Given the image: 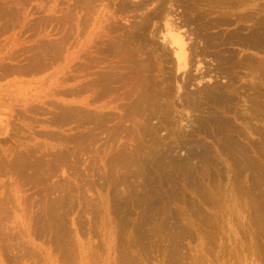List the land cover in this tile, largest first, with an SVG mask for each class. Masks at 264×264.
Listing matches in <instances>:
<instances>
[{
    "label": "rangeland",
    "instance_id": "374dc122",
    "mask_svg": "<svg viewBox=\"0 0 264 264\" xmlns=\"http://www.w3.org/2000/svg\"><path fill=\"white\" fill-rule=\"evenodd\" d=\"M6 1H9V2L12 1L11 3L8 2V4H7L10 6L14 3H18L19 5L17 6L18 7L17 11L19 10L18 11L19 13H18V16L16 17V19L8 20V21L5 19L0 20V196L2 197V199L1 198L0 199L3 200V203L5 202L8 205L7 206V212L2 210L1 207H3V209H5L6 204L5 203L3 204L0 200V205H1L0 210L5 212V213H3L0 211V213H1V215H0V217H1L0 218L1 219L0 220L1 221L0 227L1 226L3 227V230H2V228H0V264H12V263L13 264H36V263L37 264H118L117 261H119V260H115V258L120 256L119 258H117V259H120L124 255L129 254L132 251H134V252L131 253L132 254L131 256L134 255L137 258L140 257L138 259L136 258L137 262L141 259L140 261H142V262L139 261L140 264H177V263L178 264H264V260H261V259H264V237H263L264 236V223H263L264 222V213H263L264 212V207H263L264 206V155H262V154H264V47H263L264 42H263V45L260 44V46L259 45L254 46V44H255L254 43L253 47H250V46H252L250 44V46H249L250 49L248 48V46H246L247 47L246 48V47H242V46L237 45V44H234V45L233 44L232 45L227 44L226 45L227 47L226 46L224 47L227 50H228V48H229V50H233V53H235V54L237 53L236 57L238 59L235 57L236 60H238L237 63L240 62L239 59L243 60L244 57H245V59H247V58L250 59L253 57V60L255 58H257V59H255L254 61L252 59H250V61H253L252 63H255V62L258 63L259 62V64H260V65L256 66L255 68H253L254 66L241 67L239 64L241 69L239 68V66L237 67V64H236V67H234L231 70L224 67L225 63L221 64V65H223V68H225L229 71V73L232 70H236V71H232L234 73L233 74L234 78L231 77V78H233L232 80H234L232 82V83H234L233 86L235 85L236 88L233 91L232 90L233 86H230L229 90L231 89L233 93H231V91H229V93L233 94V95L231 96L230 94H228V95H230L229 99L232 102H233V99H234V101L235 100L237 101V102L235 101L234 103H228V100H227L228 98L227 99L225 98L226 99L225 102L227 103V104H225L224 99L222 98V101L224 103L223 102L221 103V100H220L221 105H219L220 103H218V105H215L216 106L215 107L214 104H212L211 102L209 103V101L208 102L206 101L205 102L207 104V106H206V104L205 105L203 104L204 103L203 98L200 99L201 97L196 96L197 93H195V92H198V94L202 93L203 92L202 90L204 89L203 87H205L203 85H205V84L208 85L211 83L210 85H213V84H217V83L219 84V82H220V85H221L222 82H223V84H225L226 81L229 80V78L226 79V77H230V75L223 77L225 75L221 76L219 71L217 72V70H218L217 66H219V64L216 61H214L216 58L213 60V58L216 56V55H214V54H216V52H215L216 50L211 49L212 52L210 50V53L209 52L208 53L203 52V57L205 55L206 56L204 58L202 56H200V58H199V59H201L200 62H197V61L192 62V65H190L189 71H190V76L192 77L191 74H193V75H195V76H193L195 78L192 79L191 82L189 81L190 83L187 84L186 90L189 94L191 92L194 95L196 94L195 96H193V94L189 95L190 96L189 100L191 99L190 101L193 100V98H191V96H193L194 98L197 97L198 103L200 102L203 105L198 104L196 102L197 103L196 105L198 106V108H196L195 110L184 108V110H181V113H179L180 115L173 113L171 111L172 112V115L170 114L171 118L173 117V121H171V123L172 122L173 123L172 124L170 122L166 123L167 125L164 124V126H162L161 128H160V126H161L160 125L158 130H157L158 135L155 136V139H156V137H158L156 140H158L159 138L160 139L162 138L161 140H163V141L161 142V140L159 139L160 140L159 142L163 143L165 140L164 143H166L167 145L169 143V145H171L172 148L177 147V148L173 149L176 151V152L174 151L173 154H176L178 156L173 155V154L172 155L175 158L181 157V158H179L181 160L182 159L186 160V157H187L186 154L188 155V151H186L187 146H189L194 141H196L195 143L200 142L199 143L200 146H202V147L206 146V147L210 148L211 152L208 153L207 150H209V148L205 150L204 148H206V147H204V148L201 147L202 150H205L207 152V154H209L208 157L211 154V158L214 160L209 158L208 163L207 162L204 163V165H206V166H204L201 163L203 165L202 166L198 162H197L198 164L196 165V161H194V160H197V159H194L193 162H192V160H191V162H189V164L191 166L192 165L194 166V167H191L188 164V166L191 167V168L188 167L190 170L191 169L193 170L197 166L195 172H197L196 175L198 174L197 175L198 177H196L193 174L194 172H192V173L190 172V173L193 174L194 177H196V179L193 177V179L196 180V183L198 181L200 183V185H199L200 187L197 184L195 185L196 187H199V188H195L192 185H190L193 187L192 190H191V188H189L190 186L188 184V180H185V178H183L187 174L181 175L183 173H181V174L179 173L180 179H178V177H177L178 175H176V177H177L176 179L175 178L168 179L169 177L166 176L167 173L165 175L164 174L165 172L159 173V171H157L158 173L156 172L155 174H156V176H160V177L156 178V177H152V175L155 176V174H153L154 171H152L154 169L150 170L149 173L151 172L152 175L150 176L151 173L150 174L148 173V174H149V177H152V180L154 182L153 184L156 185L158 182L161 183L160 185H159V183L157 184L158 189H159V190H157V192L159 191L158 197L165 195L163 198L162 197L159 198V199H162L159 201L161 202V204H164V205L166 204V205H165V207L163 205L164 209H162V211H161V209H159L160 211L158 210L160 215L157 213L156 210H155L156 212L151 211L153 213V215H151L152 213L151 212L149 213L147 211V209H145L148 212V213H146L143 210L144 206L140 207L139 209L137 208V210H136V208L135 209H131V208L126 209V212H128L130 210V212L127 213L128 217L130 216L128 219V217L126 216L125 208L117 209L114 202H113L114 201L113 194H112L113 189L111 186L108 185L107 181L105 180L106 176L104 174V168H103L104 165H103L102 161L96 160L95 164H93V162L91 161V158H90V157H92L90 152H88L90 154H88V153L85 154L86 156L83 155L81 157L82 159L79 158L80 160L78 163H77L78 160L76 159V161H75L74 158H73V160L72 159H70V161L68 160L65 163L66 164L65 166L63 164L60 166L59 163H55L53 160H51L52 155L50 154V152L51 153H52V151L56 152V150L58 148H59L58 150H60V148L61 149L64 148V146L66 144L65 143L66 135L67 134L68 135L74 134V132H76V130H77V124H75L73 122H69V121L66 122V121H60V120L55 121V122H52V121L54 120L53 118L58 114V112L60 113V111L62 110V107L66 106L68 103H72L74 106H77V108H80V106H81V108H86V106H84L81 103H75L74 104L73 102H75V100H77V99L82 100V101L84 99L88 100L90 97L92 99V92L90 90H87V88L90 84V81L97 74L99 75L100 72H104L105 70L108 69V67H106V66L109 62V59L105 58L104 54H102V51L104 50L103 48H105V45H104L106 43L105 40H107V39L109 40L108 35L105 32L106 30L103 31V29H106L108 27V25L111 23V20L109 21V19H111L110 14L111 13L116 14L119 17V19H121L122 17H125L126 19H128V22H126L125 19L120 20V21H121V23L128 25L129 22H132L134 19L139 20L141 17V12H144V9L141 11H138V12H130L129 11L126 13H120V12L117 13V10H115L116 12L113 11L114 8H116L118 6L117 4L120 5V3H122L121 1H123V0H114V1L113 0H103L100 2L97 1L94 4L90 3L89 7L86 6L85 1H82V2H80L81 4H78L79 1L77 2L76 0H23L24 2L22 0H16V1L15 0H6ZM6 1L0 0V5L1 6L4 5L5 3H7ZM3 2H5V3H3ZM83 2H85V3H83ZM123 2H124V4L126 2H127V4L129 3L128 0H124ZM130 2H131V0H130ZM256 3H258L259 7H261V4H262V9L259 8L261 15L258 14V19H260V22L262 20L264 21V18H263L264 17V8H263L264 0H258L255 3L250 1L249 5H247L246 8L238 6L240 9L239 8L236 9L237 6L236 7L234 6L233 8H227L225 6H224L225 7L224 8L222 6L223 9L220 8L222 10H220L219 8H216V7H214V9L213 8L208 9L206 6L201 7V5H200L198 7L199 10L196 9V11L200 12V13L196 14L197 17L199 16L200 21L198 19H196V21H194V22L197 24V22L199 21L198 23H201L199 25L201 27H204L205 21H207L206 22V25H207L209 20H210L209 22H211L212 20H216L218 17L229 15L232 18L231 19V21L233 22L232 24H230L231 23L230 22L229 24H226V25H221L219 27L210 28L211 30L208 29V31L209 32L211 31L212 33L216 32L218 34L221 31L222 33L220 32V35L221 34L225 35V33L227 34L228 31L230 33V31L233 32L234 30L236 31V29H238L239 33H240V31H241V34L243 33L242 35H238L239 37L243 38L244 35L246 36V34H247V36L248 35L249 36L247 37V39L245 37V39L247 41H249L251 38H253V37H251V35L254 34L255 39H256L258 32L254 31L253 29L250 28L253 23H254L253 24V27H254V25L256 23L255 20H254L255 22L254 21H247V23H245L244 21L242 22V21H236L235 20L236 18L242 17V14H244V13H245V15H247V14L249 15V14L253 13L256 9V8H254L255 7L254 4H256ZM7 5H4V7ZM87 5H89V4L87 3ZM22 6H26V7L22 8ZM252 6H253V8H252ZM89 8H91V13H90V10H88ZM203 8H205V10ZM175 9L177 10L176 11L177 13L174 12V14L176 15V18L181 17L182 15L186 16L189 12L191 13V10H190L186 14L185 13L186 10H185L184 11L185 14L184 13L180 14V11L182 12L185 9V7L182 8V6L178 7V5H175ZM253 9H254V11H253ZM257 9H258V7H257ZM209 10L212 13H209ZM228 10H233L232 14H230L231 12L225 13V11H228ZM94 11H95V13H94ZM202 11L203 12L207 11V12L203 13ZM217 12H219V13H217ZM191 14L193 15L195 13L192 12ZM201 14H203V15L200 17ZM234 14H237V15L241 14V15H238V17H236V16H234ZM63 16L66 19H64ZM193 16H195V15H193ZM213 16L214 17L217 16V17L213 18ZM259 16H260V18H259ZM87 18H88V20H86ZM89 18H91V19H89ZM200 18H203V20ZM209 18H211V19H209ZM233 18H235V19H233ZM81 19H83V20H81ZM66 20H68V21H66ZM69 21H70V23H69ZM79 21H80V23L82 22L80 24L81 26L79 25ZM7 24L9 27H11V29H8L9 27L7 26ZM82 24H84V25L82 26ZM192 24H194V23H192ZM127 25H126V27H127ZM197 25L195 27L200 28V26H197ZM240 25L242 26V28H239ZM192 26L193 25H190V27L188 28L189 32L187 34L190 33V35L192 34L193 36H195L196 34L194 35V32H192V30H191L194 27V26L193 27ZM244 26H245V28H244ZM85 29H86V31H85ZM67 31H68V33H67ZM193 31H198V29H196V30L194 29ZM123 32H124V30H122V31L119 30L118 33H119V35L123 36V34H125ZM246 32H249V33H246ZM32 33H33V35H30ZM118 33L116 32L114 35L113 34H111V35L113 38H115V35ZM146 34L148 35L149 33L146 32ZM192 35H191V37L193 40ZM254 35H252V36H254ZM32 36H33V38H32ZM60 36L63 38L62 41H61L62 38ZM195 37H196L195 41L197 39H199L198 38L199 36L198 37L195 36ZM248 38H249V40H248ZM56 39H58V40H56ZM48 41L49 42L53 41L52 43L56 42L57 45H60V47H63L65 50H63L62 48L60 51L57 50L58 54L54 53V55L56 56L55 58H53L54 55L52 57V55L50 56V54H48L47 58L44 60V57H46V56H42V54L44 53L43 50H44L45 46L47 44H49ZM65 41H66V43H65ZM257 42H258V40H257ZM62 43H65V44L62 45ZM195 44H197L199 48L204 45L203 40H201V39L197 40V43L195 42ZM57 45H55V46L58 47ZM135 47H137V46L135 45ZM148 47H150V46H147V48ZM97 49H99V52ZM201 49H202V47H201ZM203 50H204V48H203ZM209 54H212L214 56H210ZM87 59H89L91 61H89ZM114 59H115V61H114ZM245 59H244V62L249 61V60L247 61ZM236 60L233 62L235 63ZM111 62H113L115 64L116 63L120 64L117 62L116 58H113ZM215 62H216V65H215ZM218 62H219V60H218ZM221 65H220V68H221ZM166 66H167V64H166ZM41 68H43V69H41ZM223 68H222V70H223ZM167 69H168V67L165 68L164 70L167 71ZM154 71H155V73H157L156 72L157 70H154ZM168 72H169V70H168ZM181 72L182 71H177V72L174 71L175 75L182 78V80H181V82H182L184 75ZM205 72H207V73H205ZM237 72H238V74H237ZM213 74L216 75L217 79H215V76ZM217 74L220 76L218 77ZM200 75H203L204 78H200ZM238 75H239V77H237ZM72 76H74V78H72ZM255 77H257V78H255ZM68 78H70V79L68 80ZM180 78H178V79H180ZM213 78H214V81H212ZM215 80H217V81H215ZM228 84H229V82H227L226 85H228ZM86 86H87V88H86ZM200 86H202V87L200 88ZM223 86H225V85H223ZM250 86H252L253 88ZM83 87H84L83 92L80 93V95H75L76 94L75 90L77 91L79 88H81V90H82ZM227 87H229V85ZM85 88L87 91L85 90ZM197 88H198V91H196ZM50 90L51 91L53 90V94L51 93V95L46 96L48 91L50 93ZM246 90H248V91H246ZM249 90H251V91H249ZM54 93H55V95H54ZM245 95H247V96H245ZM106 97L107 96L100 97L99 101L96 102L95 105H97V106H109V104H108L109 100L107 99L108 97L107 98ZM231 97H234V98L232 99ZM101 98H103V99H101ZM175 98L176 97L174 96L173 100H175ZM176 100H177V98H176ZM238 100L240 102H238ZM51 101L54 103V105L56 104L55 105L56 108L54 107V105ZM193 101L195 102V100H193ZM231 101H229V102H231ZM177 103H176V105H178ZM59 104H61V105H59ZM223 104H224V106L227 105L228 109L232 108L233 111L231 112L232 109H230L229 112L224 111L226 106L224 107ZM231 104H232V106H231ZM110 105L113 106V105H115V103L110 104ZM199 105H201V108H199ZM208 105H210V106L208 107ZM59 107L61 108V110ZM219 107H222V108H219ZM236 107H237V109H235ZM58 109L60 111H58ZM219 109L221 112L219 111ZM111 110H113V109H111ZM111 110H105L104 112L111 111ZM112 112H116V110L115 111L113 110ZM200 113H202V114H200ZM211 113L216 114L215 116H218V118L215 117L213 114L210 116ZM239 114H240V116H238ZM178 116H181V118ZM219 116L223 117L222 120L225 119L224 122L228 124L229 128H231L234 125L236 130L238 132L239 131L241 132V133L239 132L240 134L239 133H233V136H232V138H234V136L236 135L235 141H234L236 144H237V142H239L238 143L239 146L236 144H235L236 146L234 145V147H232L233 144L231 146L232 149L235 148V149H233L235 152L229 148V150L227 149L226 151L223 149L225 151V153L227 152L226 154L224 152L222 154L219 153L220 151H223L222 150L223 147L220 150L219 146L220 147L222 146V141L223 142L228 141L226 138H227V134L229 133V132L225 133L228 130L220 129L221 127L218 126V124H219L218 122H219V120H221V119H219L220 118ZM156 119H155V117L153 119L151 118V122L154 125L155 124L159 125L156 123L157 122ZM180 119H182V121H180ZM199 119H201V120H199ZM50 120H52V121L50 122ZM178 120H179V122H178ZM198 120H199V122H198ZM227 120L229 122H227ZM64 122H66V123H64ZM197 124H199V126H203V124H204L205 126L202 129V127H199ZM214 124H216V125L213 126ZM209 125H210V127H209ZM217 126L220 128L219 129L216 128ZM198 127L200 129H198ZM79 128H81V127H79ZM216 129L220 132L219 133L214 132ZM221 130H223V131H221ZM35 133H37V134H35ZM168 133H171V134H168ZM223 133H224V136H220V135H223ZM217 134H219L218 135L219 138L223 139L222 141H220L221 140L220 139L218 141L219 143H217V139H219ZM167 135L168 136L170 135V137L171 138L173 137V138L171 139ZM244 135H246V136H244ZM174 137H175V140H174ZM245 137H246V139H245ZM247 137H249V138H247ZM176 138H178L179 140H185V141L190 140V141H188L189 145H188L187 141L186 142L185 141L180 142L179 140H176ZM145 139L147 140L148 138L145 137ZM145 139H144V141H146ZM236 139H238V140L236 141ZM102 140H103V138L101 139V141ZM144 141H141L142 144H144L142 146L143 150H144V147L147 146V144H148L147 141H146L147 143ZM178 141L180 143H178ZM182 142H185V143H182ZM220 142H221V144H220ZM234 142H232V143H234ZM175 143H177V145ZM185 144H187L186 147H184ZM167 145H165V147ZM69 146H73V144L70 143ZM98 147L101 148L100 145ZM218 148H219V150H218ZM146 149H147V151L149 150L148 148L145 147V151H146ZM195 150H197V149H195ZM195 150L192 149L191 152L198 154V151L199 152L202 151L200 149H198V151H195ZM145 151H143V152L146 153L147 151L146 152ZM242 151H243V153H242ZM20 152H22V153L24 152L23 155L25 153H26V155L27 154L29 155V156L27 155L28 157H24L26 159V162L29 160V164H30V167L28 166L30 168L29 169L28 167H26L27 165L25 163V165H26L25 167L27 169L26 170L27 172L24 170L25 168L24 169L22 168L24 166L23 165L24 163L23 164L19 163L20 164L19 167L21 166V169L23 170V172L25 171V173L28 175H26L24 173L25 175L21 174L24 176H20V174L18 173L19 167H18L17 163L20 161L17 160L18 162L16 164H14L15 159H16L15 156ZM149 153H150V151H149ZM151 153H152V151H151ZM213 153H214V155L212 156ZM31 154L35 155V157H33V155H32V157L30 158ZM53 154H54V152H53ZM230 154H232V155H230ZM14 157H15V159L12 160ZM228 157H230V158H228ZM27 158H29V159H27ZM210 159L213 162H211ZM34 160H35V162H34ZM37 160H39V161L40 160H42V161H44V160L48 161L49 160V161H48V163H46L45 161L43 162V163H46L45 164L46 166L43 165V163L41 164L42 161H40L39 164H41V166L38 167L37 165H39V164H37V163L39 161L37 162ZM215 160H217V161H215ZM219 160H221V161H219ZM11 161H12L11 164H13L12 166H10ZM32 162L37 164L36 165L37 166L36 171H34V172H33V169L31 170V168H32V166H34V167H36V166L35 165L31 166V164H33ZM51 162L53 163L52 165L54 168L51 167L52 169H48L52 165H47V164H51ZM194 163L196 166L194 165ZM54 164L58 165V166H54ZM14 165H15V167H14ZM89 165H91V166H89ZM44 166L47 168L48 174H49V170H50V174H53V176L49 174L51 176V178L48 177L49 175L47 174V172L46 173L44 172L45 170L40 171L41 167H44ZM47 166H49V167H47ZM92 166L94 167V170L91 169ZM209 166H211V167H209ZM16 167L18 168V171H17V169H15L17 172H13L11 169H14ZM55 167H58V169ZM203 167L204 168L207 167L205 169H209V170H206V172H210V173L209 174L204 173V175L208 174V176H205V177H208L210 180H208V178L207 179L202 178V177H204L202 171L204 172V170H205V169H203ZM38 168H40V169H38ZM197 168L199 169V172H200V170H202L201 171L202 175L198 172ZM53 169L56 171V173H55V171L51 172V171H53ZM145 169H147L146 166L144 167V171H142V173L148 172ZM217 169H219V170H217ZM258 169H260V170H258ZM215 170H217V171L215 172ZM37 171H39V172L37 173ZM88 171H90V172H88ZM122 171H123V173L125 172L124 169L123 170L121 169V171H120L121 174H122ZM220 171H221V173H219ZM29 172L31 173L30 175H29ZM40 172L41 173L44 172V174H46L47 176L43 175V173L40 176V174H41ZM213 172H215L214 175H213ZM15 173H18L19 175L15 174ZM34 173L37 175L35 176ZM91 173H93V176H91ZM32 174L35 177V179L32 176ZM144 174H141V175L143 176ZM163 174H164V177L162 176ZM94 175H95V177H94ZM47 177L49 180L47 179L45 181V179ZM161 177H163L165 179L168 177L166 179L168 181H166V182H167V185H169V186H167V185L163 186V184L164 183L166 184V182H165V179H162ZM221 177H222V179H221ZM36 178L38 180L39 179L43 180L44 183H46V184L44 185L41 182V180H40V182H41L40 183L38 180H36ZM182 178L185 180V182L188 184V186L183 188V189L177 188V187H182V186L184 187L185 185H187L186 183H185V185H182V183H184V180ZM78 179H80V180H78ZM174 179L176 181H174ZM181 179L183 180V182L180 181ZM172 180L174 183H172ZM169 181H171V182H169ZM64 182L68 183V185L71 183L72 186H74V187H76V185H79V187H80V185H81L82 193H79L78 195H76V190L74 187L72 188L73 191H71L70 189H69V192L67 190H64L71 195H68L66 192L64 193V191L61 190L63 187H66V189H67V186H66L67 184H64ZM74 182H76V183H74ZM90 182H92V183H90ZM140 182H142V181H140ZM175 182L176 183L180 182V183L179 184L177 183L178 184L177 185V184H175ZM56 183H57V185H56ZM85 184H88V185L86 186ZM170 184H171V187H170ZM58 185H60V186L62 185V186L59 187ZM157 185L155 187H157ZM172 185L174 186V188H177V189L172 188L173 187ZM83 186H84V188H83ZM175 186H177V187H175ZM52 187L54 189H52ZM122 187L123 186H119L120 189H123ZM169 189H171V190H169ZM198 189H200V190H198ZM248 189L250 192L248 191ZM161 190H163L162 191L163 194L159 195V193H161L160 192ZM60 191L63 193L61 194ZM197 191H199V192L201 191V192L199 193ZM3 193L5 194V196L3 195ZM41 193H42V195H41ZM46 193H47V195H46ZM72 194H73V196H72ZM251 194H252V196H251ZM173 195L174 196L176 195L175 198ZM202 195H203V197H202ZM53 196L56 199H53ZM61 196L66 197V198H70V200H72L71 202L69 200H67L65 203V206H67V207L69 206L68 208L66 207V210L69 209L67 211L68 217H66L67 219L65 218V220H66L65 223H67L66 228L67 229L69 228L68 230H70L69 239L74 246V249L71 250V252L76 253V254L74 253L75 255L72 253L70 254V256L73 255V257H72L73 259L70 258V256L67 257V258L71 259V260L69 259L70 261H65V259H67V258L64 257L65 258L64 259L62 256V253L61 252L59 253L60 246L57 243L60 240L57 239V235L54 233L55 232V230L53 229L54 226L53 227L50 226L49 227L50 229H49L47 226V222L44 218V211L49 210L48 208L50 207V203H53L57 200L59 201L60 199H57V198H61ZM82 196H84L85 199L86 198L87 199L85 201H83ZM3 197H5V199L8 198L6 200L7 202L3 199ZM15 197H16V199L18 198L19 202H18V200L15 199ZM51 199L55 200V201H50ZM87 200L89 203L87 202ZM107 200L109 201V209H105V206L107 204L106 203ZM165 200L168 202V204ZM11 201H15L16 203L11 202ZM163 201H165V203H162ZM85 202L89 206L86 205ZM258 202H260V203H258ZM67 203H69V205ZM189 203H191V205ZM209 203L211 204L210 206L208 205ZM52 205L53 204H51V207H52ZM91 205H97L98 207L97 206H91ZM166 206L167 207L170 206L168 210H170L171 212H169L167 210ZM46 207H48V208H46ZM51 207H50V210L53 211L52 208H54V207H52V208ZM85 207H88V209H85ZM94 207H97V211L95 210V212H97L96 214H95V212H93V210L95 209ZM90 208H94V209L90 210ZM141 208H142V210H141ZM257 208H259V209H257ZM106 210L108 211V213L105 212ZM132 210H133V212H132ZM163 210L168 211V213L166 211H165V213H167L168 216L170 215V218L168 216H166L167 214H165V216H163V214H164ZM122 211H124V212L122 213ZM91 212H93V213H91ZM145 214L147 216H145ZM172 214L175 215V218ZM3 215L6 217V219H4L5 217ZM82 215H84V216H82ZM148 215H150V216H148ZM202 215H204V216L202 217ZM162 216L166 220L164 222L165 224L163 223L164 225H166V226L163 225L164 227L161 226V223H162L161 221H164L163 220L164 218ZM171 216H173V217H171ZM36 218H37V220H35ZM81 218H82V220H81ZM126 218H127V220H126ZM131 218H133V219H131ZM148 218H150V219H149V221H147L148 222L147 223L146 220H148ZM167 218H169V219L167 220ZM217 218H218V220H217ZM139 219H140V221H139ZM154 219H158V220H156L157 222H155ZM160 219H162V220H160ZM213 219H214V221H213ZM68 220H69V222H68ZM175 220H177V221H175ZM117 221H118V223H117ZM143 221H145L146 224L143 225V223H144ZM168 221H170V223ZM182 221H183V223H182ZM172 222H174V223L171 224ZM124 223H125V226H124ZM157 223H159L160 225L156 226ZM166 223H168V225H170L172 227L167 226ZM173 225L176 227H174ZM213 225H214V227H213ZM44 226H46V227H44ZM121 226L122 227L124 226V227L122 228ZM159 226H160V228H159ZM161 227L164 229V231H162L163 229L160 230ZM166 227L167 228L169 227L170 229L169 228L168 229L170 231H168V229ZM92 228H94V229H92ZM173 228H175V229H173ZM165 229H167V232H171L169 234L170 237H168L169 235L166 234L167 232ZM172 230H173V232L176 231V232H174L175 234L172 233ZM1 231H2V233H1ZM160 231H162V234H164V232H165V235L168 238H170V240L163 235L165 237L164 238L162 236V234L159 233ZM3 232H6V235H8V236H6L5 233H3ZM21 232H23V233H21ZM158 233H159V235H158ZM174 235H176V237ZM36 236H38V237H36ZM137 236H138V238H137ZM15 237H16V239H14ZM131 237H132V239H131ZM72 238L74 241L72 240ZM171 238H173L174 240H172ZM164 239H165V241L163 243L162 241ZM166 240H168V241H166ZM171 240H172V243H168V242H171ZM173 242H174V244L180 245V246H178L179 252H176V254L179 253L178 255H175V252H173V254L170 255L172 253V250H173V249H171ZM131 243H132L133 247L130 245ZM137 243H138V245H137ZM139 244H140V246H139ZM170 244H171V246H170ZM124 246L126 248H128V250H130L129 252L127 251L126 254H123L124 253L123 251L126 250V249L123 250V248H125ZM141 246H142V248H140ZM158 246H159V248H158ZM176 246L173 245L174 251L177 250V249H175ZM147 247H149V248L146 249ZM139 248H140V250H139ZM143 248H145V249H143ZM160 248H161V250H160ZM135 249L137 251H135ZM142 249L145 250L146 252L143 251ZM120 250H121L122 254L119 253ZM147 250H149L150 252L149 251L147 252ZM137 252H138V254H137ZM143 253H147V254H143ZM167 254H168V256H167ZM171 256H173L172 261L170 260ZM175 256L176 257L178 256L177 259ZM120 261H121V259H120Z\"/></svg>",
    "mask_w": 264,
    "mask_h": 264
},
{
    "label": "bare ground",
    "instance_id": "6f19581e",
    "mask_svg": "<svg viewBox=\"0 0 264 264\" xmlns=\"http://www.w3.org/2000/svg\"><path fill=\"white\" fill-rule=\"evenodd\" d=\"M2 1H6V0H2ZM16 1V0H15ZM23 1V0H22ZM77 2H78V4H81L80 2H82V1H85L86 2V6H90V3L92 4H94L95 2H97V1H103V0H76ZM114 1V0H113ZM124 1V0H123ZM123 1H121L122 3H120V5L119 4H117L118 6L116 7V8H114V10L113 11H115V10H117V13L118 12H120V13H126V12H138V11H141V10H143L144 9V12H141V17H140V19L139 20H133L132 22H129V24L127 25V27H126V25L125 24H123V23H121V21L120 20H124L125 19V21L126 22H128V19H126L125 17H122L121 19H119V17L116 15V14H114V13H111L110 15H111V19H109V21L111 20V23L108 25V27L106 28V29H103V31H105L106 33H107V35H108V38H109V40L107 41V40H105L106 41V43L104 44L105 45V48H103L102 50V54H104V56H105V58L106 59H109V62H108V64H107V66L106 67H108V69L107 70H105L104 72H100V74L98 75H96L91 81H90V84H89V86H88V88H87V86H86V88H87V90H90L91 92H92V99H91V97L87 100V99H84L83 101L82 100H75V102H73L74 104L75 103H81V104H83L84 106H86V108H81V106H80V108H77V106H74L72 103H68L66 106H63L62 107V110H61V108H60V110L58 109V111H60V113L58 112V114L53 118L54 120L52 121V120H50V122L52 121V122H55V121H69V122H73V123H75V124H77V130H76V132H74V134H67L66 135V137H65V139H66V141H65V146H64V148H60V150H58L57 148V150H56V152L55 151H52V153L50 152V154L52 155L51 156V160H53L55 163H59V165L61 166L62 164L65 166L66 164V162L69 160L70 161V159H72L73 160V158H74V160L76 161V159L78 160L77 161V163L79 162V158H81L83 155H85V154H87L88 152H90L91 153V156L92 157H90L91 158V161L93 162V164H95V162H96V160L98 161H102L103 162V168H104V174H105V176H106V181H107V183H108V185L109 186H111L112 187V189H113V199H114V204H115V206H116V208L117 209H121V208H125V212H126V209H135L136 208V210H137V208L139 209L140 207H142V206H144L143 207V210L146 212V213H150L151 211H157V213L159 214V212H158V210L159 209H161V211H162V209H164V207H165V205L164 204H161V202L159 201V200H162V199H159V198H163L164 196H159L158 197V192H157V190H159L158 189V183L156 184L157 185V187H155L156 185H154L153 183V180H152V177H156V178H158V177H160V176H156V172L157 171H159V173L160 172H165L164 174L166 175V173H167V175L166 176H168L167 178L168 179H173V178H177L178 177V179H180L179 178V175L181 174V173H183V174H181V175H186L185 177H183V178H185V180H188V184H189V186L190 185H192L193 187H195V188H199L200 186V183H199V181L196 183V180H194L193 179V177H194V175L196 176V177H198L197 175H196V173L197 172H195L196 171V165L198 164V163H202L203 165H204V163H208V161H209V158H211V154H210V156L208 157V155L209 154H207V152L205 151L206 149H208L209 147H206V146H200V142L199 143H195L196 141H194L193 143H191L190 145H189V142L188 141H190V140H186L187 142H188V145L189 146H187V144H185V146L184 147H186V151H188V155L186 154V160L184 159H179V158H181V157H174L173 155H176V154H173V152L175 151V150H173L174 148H177V147H174V148H172V146L171 145H169V143H168V145L166 144V143H164L165 142V140H164V142L163 143H161L163 140H161L160 138V140H161V142H159L160 140L158 139V140H156L158 137H156V139H155V136H157L158 134H157V130H158V128H159V126H160V128L162 127V126H164V124L165 125H167L166 123H171V121H173V117L171 118V115H172V112L173 113H176V114H179V113H181V110H184V108H187V109H191V110H195L196 108H198V106L196 105L197 103H198V98L197 97H201L200 99H202L203 98V100H204V105L206 104L205 102L207 101H209V103L211 102L212 104H214V106L215 105H218V103H220V100H221V103L223 102L222 101V98L224 99V102L226 101V99L228 100V103H234L235 101H234V97H231L232 99H233V102L229 99V97H230V95L232 96L233 94H230L229 93V91H231V93H233L232 92V90L234 91L235 90V85L233 86V84L234 83H232L234 80H232L234 77H233V72L232 71H236V70H232V71H230V73H229V71L227 70V69H233L234 67H236V64H237V67L239 66V64H240V66L241 67H244V66H249V67H251V66H254L253 68H255L256 66H258V65H260L259 64V62L258 63H252L255 59H257V58H255L254 60H253V57L252 58H250V59H252L253 61H250V59H245V57H244V59L245 60H249L248 62H244V59L243 60H240L239 59V63H237V61L238 60H236V54L235 53H233V50H229V48H228V50L227 49H225L224 47L227 45V44H229V45H234V44H237V45H240V46H242V47H246V46H248V48L250 49V47H253V44H254V46H260V44H262L263 45V42H264V21L262 22H260V19H258V14L259 15H261L260 14V10H259V8H261L262 9V4H261V7H259L258 6V3H256V4H254V8H256L255 9V11H254V9H253V13H251V14H247V15H245V13L244 14H242V17H239V18H233V19H235L236 21H244L245 23H247V21H256V23H255V25H254V27H253V24L251 25V29H253L254 31H257L258 33V35H257V37H256V39H255V35L254 34H252V35H254V36H252L251 34V37H253V38H251L250 40H249V38H248V40L249 41H247L246 39H247V37L249 36H247V34H246V36L244 35V39L243 38H241V37H239L238 35H242L241 34V31H240V33L238 32V29H236V31L234 30L233 32L232 31H230V33H229V31H228V33L226 34L225 33V35L224 34H221L220 35V32H219V34L218 33H212L211 31L209 32L208 31V29L209 30H211L210 28H215V27H219V26H221V25H226V24H229L230 22V24H232L233 22L231 21V16H229V15H227V16H222V17H218L216 20H212L211 22H209L210 20L209 19H211V18H209L208 20V24L206 25V22L207 21H205L204 23H205V25H204V27H201L199 24H201V23H198L200 20H199V16L197 17V15L196 14H198V13H200V12H198V11H196V9H198V7L201 5V7L202 6H206L208 9H211V8H213L214 9V7H216V8H222L223 9V7L225 6V7H227V8H233L234 6L236 7V9L237 8H239V7H244V8H246L247 7V5H249V3H250V1L251 2H257L258 0H131V2H130V0H128L129 1V3L127 4V2L124 4V2ZM7 3H5V2H3V3H5L4 5H7L8 4V2L9 1H6ZM12 1H10L9 3H11ZM14 2V1H13ZM24 2V1H23ZM85 2H83V3H85ZM2 3V2H1ZM87 3L89 4V5H87ZM41 4V3H40ZM260 4V3H259ZM4 5H0V20H2V19H5V20H13V19H16V17L18 16V11H17V6L19 5L18 3H14V4H12L11 6L10 5H7V6H5L4 7ZM74 5V4H73ZM175 5H178V7L179 6H182V8L183 7H185V9L181 12L180 11V14H182V13H184V11H185V13L187 14V12L188 11H190L191 10V13L193 12V13H195V14H193V15H195V16H193L190 12L186 15V16H181V17H177L176 18V15L174 14V12H176L177 10L175 9ZM251 5V4H250ZM85 6V5H84ZM98 6V5H97ZM151 6V7H150ZM223 6V7H222ZM239 6V7H238ZM24 7H26V6H22V8H24ZM45 7V6H44ZM92 7V6H91ZM224 7V8H225ZM257 7H258V9H257ZM87 8V7H86ZM151 8V9H150ZM252 8H253V6H252ZM263 8H264V6H263ZM73 9V8H72ZM81 9V8H80ZM178 9V8H177ZM204 10H205V8H203ZM202 9V10H203ZM222 9H220V10H222ZM240 9V8H239ZM250 9V8H249ZM88 10H90V13H91V8H89ZM146 10V11H145ZM199 10V9H198ZM216 10V9H215ZM40 11V10H39ZM60 11V10H59ZM71 11V10H70ZM195 11V12H194ZM263 11V10H262ZM116 12V11H115ZM203 12V11H202ZM205 12V11H204ZM203 12V13H204ZM207 12V11H206ZM205 12V13H206ZM220 12V11H219ZM219 12H217V13H219ZM228 12H231L230 14H232V12H233V10H228V11H225V13H228ZM72 13V12H71ZM70 13V14H71ZM93 13V12H92ZM94 13H95V11H94ZM177 13V12H176ZM184 13V14H185ZM209 13H212V12H210V10H209ZM69 14V13H68ZM179 14V13H178ZM208 14V13H207ZM221 14V13H220ZM72 15V14H71ZM136 15V14H135ZM203 14H201L200 15V17L202 16ZM238 15H241V14H238ZM238 15L237 14H234V16H236V17H238ZM62 16V15H61ZM233 16V15H232ZM83 17V16H82ZM81 17V18H82ZM85 17V16H84ZM217 16H213V18H216ZM263 17V16H262ZM63 18H64V16H63ZM72 18V17H71ZM113 18V19H112ZM182 18V19H181ZM259 18H260V16H259ZM264 18V17H263ZM64 19H66V18H64ZM89 19H91V18H89ZM178 19V20H177ZM180 19V20H179ZM196 19H198L199 21L197 22V24L194 22V21H196ZM200 19H202L203 20V18H200ZM205 19V18H204ZM81 20H83V19H81ZM86 20H88V18L86 19ZM108 20V19H107ZM201 20V21H202ZM66 21H68V20H66ZM85 21V20H84ZM83 21V22H84ZM235 21V22H236ZM254 21V22H255ZM13 22V21H12ZM203 22V21H202ZM19 23V22H18ZM62 23V22H61ZM69 23H70V21H69ZM82 23V22H81ZM80 23V21H79V25L81 24ZM85 23V22H84ZM192 23H194V24H192ZM203 23V24H204ZM237 23V22H236ZM16 24V23H15ZM36 24V23H35ZM98 24V23H97ZM73 25V24H72ZM84 24H82V26H83ZM190 25H193L192 27L196 30V29H198V31H193L194 29L192 28L191 30H192V32H194V35L195 36H199L198 38L199 39H201V40H203V46H201L202 47V49H201V47L199 48L198 47V45L197 44H195V42L197 43V40H199V39H197L196 41H195V36H193L192 34V36H193V40H192V37H191V35H190V33L189 34H187L189 31H188V28L190 27ZM200 26V28L198 27H195V26ZM7 26H8V24H7ZM11 26V25H10ZM15 26V25H14ZM81 26V25H80ZM79 26V27H80ZM203 26V25H202ZM9 27V26H8ZM36 27V26H35ZM47 28V27H46ZM69 28V27H68ZM74 28V27H73ZM97 28V27H96ZM102 28V27H101ZM239 28H242V26L240 25V27ZM244 28H245V26H244ZM249 28V29H250ZM5 29V28H4ZM8 29H11V27H9ZM37 29V28H36ZM69 30V29H68ZM119 30H124V32L123 33H125V34H123V36L122 35H119ZM242 30V29H241ZM85 31H86V29H85ZM223 31V30H222ZM118 33V34H116L115 35V38H113L112 37V35L111 34H115V33ZM146 32L147 33H149L148 35L146 34ZM191 32V33H192ZM67 33H68V31H67ZM66 33V34H67ZM222 33V32H221ZM246 33H249V32H246ZM65 34V35H66ZM122 34V33H121ZM218 34V35H217ZM30 35H33V33L32 34H30ZM68 35V34H67ZM64 36V35H63ZM103 36V35H102ZM149 38H148V37ZM61 37V36H60ZM66 37V36H65ZM112 37V38H111ZM191 39H190V38ZM245 37H246V39H245ZM259 37V38H258ZM19 38V37H18ZM32 38H33V36H32ZM62 38V37H61ZM55 40V39H54ZM56 40H58V39H56ZM63 40V38L61 39V41ZM257 40H258V42H257ZM67 41V40H66ZM66 41H65V43H66ZM195 41V42H194ZM251 41V42H250ZM253 41V42H252ZM51 42V43H50ZM48 41V43L49 44H47L46 46H45V48H44V53L42 54V56H46V57H44V60L47 58V56H48V54H50V56L52 55V57H53V55H54V53L56 54L58 51L57 50H61V48L63 49V50H65L63 47H60V45H57V43L55 42V43H52L53 41ZM200 42V41H199ZM250 42V43H249ZM257 42V43H256ZM65 43H62V45L63 44H65ZM84 43V42H83ZM99 43V42H98ZM40 44V43H39ZM60 44V43H59ZM100 44V43H99ZM250 44L252 45V46H250ZM55 45H57L58 47H56ZM61 45V46H62ZM135 45L137 46V47H135ZM197 45V46H196ZM202 45V44H201ZM36 46V45H35ZM43 46V45H42ZM147 46H150V47H148L147 48ZM250 46V47H249ZM60 47V48H59ZM135 47V48H134ZM227 47V46H226ZM264 47V46H263ZM41 48V47H40ZM203 48H204V50H203ZM247 48V47H246ZM36 49V48H35ZM43 49V48H42ZM101 49V48H100ZM211 49H214V50H216L215 52H216V54H214V55H216L214 58H213V60L214 61H216L218 64H219V66H217V72L219 71V73L221 74V76L222 75H225V76H223V77H226V76H229L230 75V77H226V79L227 78H229V80L228 81H226V83L225 84H223V82L221 83V85H220V82H219V84L217 83V84H213V85H210V84H205V85H203V86H205V87H203L204 89L201 91L202 93H199L198 94V92H195V93H197V97H193V96H195L192 92L189 94L188 92H187V90H186V87H187V84L188 83H190L191 81H192V79H194L195 77H193V76H195V75H193V74H191L192 75V77L190 76V71H189V69H190V65H192V62L193 61H197V62H200L201 61V59H199L200 58V56H202L203 57V52H205V53H210V50ZM24 50V49H23ZM98 50V52H99V49H97ZM42 51V50H41ZM259 51V50H258ZM62 52V51H61ZM211 52H212V50H211ZM214 52V51H213ZM214 52V53H215ZM101 53V52H100ZM204 53V54H205ZM41 54V53H40ZM58 54V53H57ZM156 55V56H155ZM210 56H214V55H212V54H209ZM34 56V55H33ZM58 56V55H57ZM206 56V55H205ZM204 56V57H205ZM56 56L54 55V57L53 58H55ZM203 57V58H204ZM236 57V58H235ZM250 57V56H249ZM49 58V57H48ZM96 58V57H95ZM103 58V57H102ZM113 58H116V60H117V62L118 63H120V64H115V63H113V62H111L112 61V59ZM235 58V59H234ZM242 58V57H241ZM50 59V58H49ZM52 59V58H51ZM238 59V58H237ZM87 60H89V59H87ZM97 60V59H96ZM100 60V59H99ZM103 60V59H102ZM154 60V61H153ZM218 60H219V62H218ZM236 60V62L234 63L233 61H235ZM86 61V60H85ZM89 61H91V60H89ZM101 61V60H100ZM99 61V62H100ZM114 61H115V59H114ZM261 61V60H260ZM36 62V61H35ZM94 62V61H93ZM216 62H215V65H216ZM89 63V62H88ZM91 63V62H90ZM225 63V68H227V69H225V68H223V65H221V64H224ZM96 64V63H95ZM166 64H167V66H166ZM217 64V65H218ZM43 65V64H42ZM220 65H221V68H220ZM37 66V65H36ZM45 66V65H44ZM239 66V68L241 69V67ZM83 67V66H82ZM168 67V69H167V71H165L164 69L165 68H167ZM229 67V68H228ZM222 68H223V70H222ZM248 68V67H247ZM41 69H43V68H41ZM215 69V68H214ZM238 69V68H237ZM249 69V68H248ZM10 70V69H9ZM154 70H157L156 72L157 73H155V71ZM168 70H169V72H168ZM23 71V70H22ZM40 71V70H39ZM174 71H182L181 73L184 75L183 76V81L181 82V80H182V78H180V77H178L177 75H175V73H174ZM213 72V71H212ZM241 72V71H240ZM167 73V74H166ZM205 73H207V72H205ZM260 73V72H259ZM237 74H238V72H237ZM256 74V73H255ZM214 76H215V79H217V77H216V75L215 74H213ZM232 75V76H231ZM213 76V77H214ZM217 76L219 77L220 75H218L217 74ZM247 76V75H246ZM231 77H233V78H231ZM237 77H239V75L237 76ZM72 78H74V76H72ZM178 78H180V79H178ZM200 78H204V76L203 75H200ZM255 78H257V77H255ZM70 78H68V80H69ZM190 81V82H189ZM212 81H214V78H213V80ZM215 81H217V80H215ZM227 82H229V87H227L228 85H226L227 84ZM208 83V82H207ZM215 83V82H214ZM87 84V83H86ZM173 84V85H172ZM199 84V83H198ZM197 84V85H198ZM203 84V83H202ZM246 84V83H245ZM84 85V84H83ZM223 85H225V86H223ZM199 86V85H198ZM230 86H233V89L231 90H229V88H230ZM248 86V85H247ZM202 86H200V88H201ZM250 87H252V86H250ZM249 87V88H250ZM259 87V86H258ZM86 88H85V90H86ZM232 88V87H231ZM253 88V87H252ZM247 89V88H246ZM83 90H84V87L82 88V90H81V88H79L77 91L75 90V92H76V94L75 95H80V93H82L83 92ZM86 90V91H87ZM252 90V89H251ZM251 90H249V91H251ZM196 91H198V88H197V90ZM246 91H248V90H246ZM71 92V91H70ZM255 92V91H254ZM51 93L53 94V90L51 91L50 90V93H49V91H48V93L46 94V96H49V95H51ZM57 93V92H56ZM90 93V92H89ZM238 93V92H237ZM242 93V92H241ZM191 94H193V96H191V98H193V100H195V102L192 100V101H190L189 100V95H191ZM228 94H230V95H228ZM246 94V93H245ZM250 94V93H249ZM256 94V93H255ZM260 94V93H259ZM54 95H55V93H54ZM248 95V94H247ZM247 95H245V96H247ZM90 96V95H89ZM105 97V96H107L106 98L109 100V106H97V105H95V103L96 102H98L99 101V99H100V97ZM176 97L177 98V100H176V98H175V100H173V97ZM226 98V99H225ZM101 99H103V98H101ZM106 99V100H107ZM237 99V98H236ZM257 99V98H256ZM202 100V101H203ZM229 101H231V102H229ZM256 101V100H255ZM52 102V101H51ZM50 102V103H51ZM107 102V101H106ZM178 102V103H177ZM197 102V103H196ZM223 102V103H224ZM237 102V101H236ZM238 102H240L239 100H238ZM49 103V104H50ZM53 103V102H52ZM57 103V102H56ZM113 103H115V105H113V106H111L110 104H113ZM176 103L178 104V105H176ZM221 103L219 104V105H221ZM58 104V103H57ZM104 104V103H103ZM198 104H201L200 102L198 103ZM203 104H201V105H203ZM225 104H227L226 102H225ZM236 104V103H235ZM238 104V103H237ZM53 105H54V103H53ZM56 105V104H55ZM55 105H54V107H55ZM59 105H61V104H59ZM58 105V106H59ZM201 105H199V108H201ZM211 105V104H210ZM210 105H208V107L210 106ZM35 106V105H34ZM206 106H207V104H206ZM213 106V107H214ZM223 106H224V104H223ZM226 106V107H225ZM224 107H225V110L224 111H226V112H229V110L230 109H232V108H230V109H228L227 108V105H225ZM231 106H232V104H231ZM203 107V106H202ZM216 107V106H215ZM39 108V107H38ZM56 108V107H55ZM218 108V107H217ZM219 108H222V107H219ZM111 109H113L114 111L116 110V112H112L113 110H111ZM215 109V108H214ZM228 111H227V110ZM235 109H237V107L235 108ZM105 110H111V111H106V112H104ZM222 110V109H221ZM239 110V109H238ZM172 111V112H171ZM219 111H220V109H219ZM233 111V109L231 110V112ZM240 111V110H239ZM209 112V111H208ZM221 112V111H220ZM210 113V112H209ZM240 113V112H239ZM171 114V115H170ZM190 114V113H189ZM200 114H202V113H200ZM216 115V114H214V113H211L210 114V116L211 115ZM226 114V113H225ZM232 114V113H231ZM241 114V113H240ZM240 114L238 115V116H240ZM180 115V114H179ZM237 116V115H236ZM237 116V117H238ZM242 116V115H241ZM155 117V119H156V123L157 124H159V125H154L152 122H151V118L153 119ZM178 117H180L181 118V116H178ZM215 117H217L218 118V116H215ZM214 117V118H215ZM220 118L219 119H221V120H219V124H218V126H220V127H216V128H220V129H226V130H228L227 132H225V133H228L227 134V140L228 141H226V142H223L222 140V138H219V134H217V136H218V138L219 139H217V143H219L218 141L220 140V141H222V146L220 147L219 146V148H220V150H221V148H222V150L224 149L225 151L228 149L229 150V148L230 149H232V147H234V145L236 144L234 141H235V136H234V138H232V136H233V133H239L237 130H236V128L234 127V125L231 127V128H229L228 127V124L227 123H225L224 122V120H222L223 119V117H221V116H219ZM243 117V116H242ZM241 117V118H242ZM246 117V116H245ZM229 118V117H228ZM239 118V117H238ZM183 119V118H182ZM182 119H180V121H182ZM247 119V118H246ZM245 119V120H246ZM199 120H201V119H199ZM199 120H198V122H199ZM243 120V119H242ZM232 121V120H231ZM66 122H64V123H66ZM68 122V123H69ZM178 122H179V120H178ZM197 122V123H198ZM208 122V121H207ZM206 122V123H207ZM227 122H229L228 120H227ZM243 122V121H242ZM63 123V122H62ZM61 123V124H62ZM173 123V122H172ZM171 123V124H172ZM194 123V122H193ZM57 124V123H56ZM232 124V123H231ZM247 124V123H246ZM245 124V125H246ZM261 124V123H260ZM55 125V124H54ZM60 125V124H59ZM198 126H199V124H197ZM216 124H214L213 126H215ZM230 125V124H229ZM158 126V127H157ZM170 126V125H169ZM172 126V125H171ZM182 126V125H181ZM193 126V125H192ZM204 124H203V126H199V127H202V129L204 128ZM212 126V125H211ZM261 126V125H260ZM75 127V126H74ZM79 127H81V128H79ZM198 127V129H200ZM209 127H210V125H209ZM214 128V127H213ZM71 129V128H70ZM180 130V129H179ZM221 131H223V130H221ZM171 132V131H170ZM174 132V131H173ZM214 132H217V133H219L220 131H218L217 129L214 131ZM183 133V132H182ZM241 133V132H240ZM239 133V134H240ZM246 133V132H245ZM35 134H37V133H35ZM168 134H171V133H168ZM173 134V133H172ZM181 134V133H180ZM221 134V133H220ZM39 135V134H38ZM53 135V134H52ZM56 135V134H55ZM195 135V134H194ZM210 135V134H209ZM215 135V134H214ZM242 135V134H241ZM168 136V135H167ZM184 136V135H183ZM186 136V135H185ZM196 136V135H195ZM216 136V135H215ZM214 136V137H215ZM220 136H224V133H223V135H220ZM244 136H246V135H244ZM22 137V136H21ZM145 137L146 138H148L147 140L145 139ZM169 138H171L170 137V135L168 136ZM210 137V136H209ZM60 138V137H59ZM103 138V142L101 141V139ZM139 138V139H138ZM173 138V137H172ZM171 138V139H172ZM237 138V137H236ZM247 138H249V137H247ZM143 139V140H142ZM144 139L148 142V144H147V146H145L146 148H148L149 150L147 151V149H146V151H145V147H144V150H143V145L144 144H142V142L141 141H144ZM215 139V138H214ZM234 139V140H233ZM245 139H246V137H245ZM61 140V139H60ZM174 140H175V137H174ZM176 140H179L178 138H176ZM238 139H236V141H237ZM146 141H144V142H146ZM180 142L181 141H185V140H179ZM178 141V143H180ZM185 141V142H186ZM143 142V143H144ZM146 142V143H147ZM177 142V141H176ZM185 142H182V143H185ZM232 142H234V143H232ZM17 143V142H16ZM73 144V146H69V144ZM145 143V144H146ZM239 142H237V144L236 145H238L239 146V144H238ZM257 143V142H256ZM63 144V145H64ZM68 144V145H67ZM173 144V143H172ZM176 145H177V143H175ZM202 144V143H201ZM220 144H221V142H220ZM232 144H233V146H232ZM241 144V143H240ZM101 146V148H99L98 146ZM165 145H167L166 147H165ZM182 145V144H181ZM209 145V144H208ZM219 145V144H218ZM235 145V146H236ZM97 146V147H96ZM232 146V147H231ZM237 146V147H238ZM201 147L202 148H204V147H206V148H204L205 150H202L201 149ZM179 148V147H178ZM213 148V147H212ZM219 148H218V150H219ZM37 149V148H36ZM192 149H197V150H195V151H198V149H200V150H202V151H198V154H196V153H194V152H191L192 151ZM233 149H235V148H233ZM232 149V150H233ZM237 149V148H236ZM145 151L146 153H144L143 151ZM209 150H210V148H209ZM209 150H207L208 151V153L209 152H211V150L209 151ZM217 150V151H218ZM220 151L219 153H225V151ZM231 150V151H232ZM240 150V149H239ZM257 150V149H256ZM29 151V150H28ZM47 151V150H46ZM149 151H150V153H149ZM151 151H152V153H151ZM205 151V152H204ZM234 151V150H233ZM53 152H54V154H53ZM101 152V153H100ZM176 152V151H175ZM235 152V151H234ZM233 152V153H234ZM259 152V151H258ZM24 153V152H23ZM23 153L22 152H20V153H18L15 157H16V159H15V157L12 159V160H14L15 159V163L14 164H16L18 161H20V162H18L17 164H18V167H19V163H24L23 165V169L26 171L27 169H26V167H30V164H29V160L26 162V159L24 158V157H28L27 155H26V153L23 155ZM90 153H88V154H90ZM227 153V152H226ZM225 153V154H226ZM242 153H243V151H242ZM173 154V155H172ZM229 154V153H228ZM32 155L33 154H31L30 155V158L32 157ZM183 155V154H182ZM214 155V153L212 154V156ZM230 155H232V154H230ZM262 155H264V154H262ZM43 156V155H42ZM86 156V155H85ZM176 156H178V155H176ZM33 157H35V155H33ZM216 157V156H215ZM214 157V158H215ZM232 157V156H231ZM238 157V156H237ZM88 158V157H87ZM217 158V157H216ZM228 158H230V157H228ZM27 159H29V158H27ZM38 159V158H37ZM82 159V158H81ZM194 159H197V160H194ZM212 159V158H211ZM210 159V160H211ZM221 159V158H220ZM248 159V158H247ZM18 160V161H17ZM43 160V159H42ZM42 160H40V161H42ZM50 160V159H49ZM48 160V161H49ZM50 160V161H51ZM191 160H192V162H193V160L194 161H196V165H195V163H194V165L196 166L192 171L189 169V168H191V167H194L193 165L191 166L190 164H189V162H191ZM212 160H214V159H212ZM211 160V162H213ZM24 161V162H23ZM33 161V160H32ZM39 160H37V162H38ZM40 161L37 163V164H39L40 163ZM45 161V160H44ZM44 161H42L41 162V164L44 162ZM48 161H45L46 163H48ZM52 161V162H53ZM215 161H217V160H215ZM214 161V162H215ZM219 161H221V160H219ZM34 162H35V160H34ZM51 162V164H47V165H52L53 163ZM198 162V163H197ZM12 163V161L10 162V164ZM25 163H26V165H25ZM31 163V162H30ZM33 163V162H32ZM46 163H43V165H45ZM50 163V162H49ZM7 164V163H6ZM21 164V165H22ZM36 163H33V164H31V166L32 165H37ZM41 164H39V165H37L38 167H40L41 166ZM68 164V163H67ZM73 164V163H72ZM71 164V165H72ZM188 164H189V166H191V167H189L188 166ZM201 164V165H202ZM217 164V163H216ZM253 164V163H252ZM13 164H11L10 166H12ZM202 165V166H203ZM26 166V167H25ZM37 166L36 167H34V166H32V168H31V170L33 169V172L34 171H36V168H37ZM46 166V165H45ZM44 166V167H45ZM54 166H58V165H55L54 164ZM89 166H91V165H89ZM146 166V168L147 169H145L146 171H148V172H143L142 173V171H144V167ZM204 166H206V165H204ZM14 167H15V165H14ZM28 167V168H29ZM44 167H41V169L40 168H38V169H40V171H43V170H45L44 172L46 173L47 172V174H48V171H47V168L45 169ZM47 167H49V166H47ZM51 167H53V165L52 166H50L48 169H52ZM74 167V166H73ZM151 169H150V168ZM189 167V168H188ZM209 167H211V166H209ZM208 167V168H209ZM252 167V166H251ZM8 168V167H7ZM10 168V167H9ZM35 168V169H34ZM54 168V167H53ZM55 168H57L58 169V167H55ZM67 168V167H66ZM96 168V167H95ZM205 168H207V167H205ZM204 167H203V169H205ZM15 169H17V171H18V168L16 167V168H14V169H11L13 172H17ZM30 169V168H29ZM91 169L92 170H94V167L92 166L91 167ZM121 169L123 170L124 169V173H123V171H122V174L120 173V171H121ZM126 169V170H125ZM152 169H154V170H152ZM2 170V169H1ZM15 170V171H14ZM71 170V169H70ZM79 170V169H78ZM83 170V169H82ZM150 170H152V171H154L153 172V174H155V176L154 175H152V173L150 174L149 173V171ZM197 170H198V172H199V169L197 168ZM206 170H209V169H205L204 170V172L202 171V170H200V174L202 175V173H203V175H204V173L206 174V173H210V172H206ZM214 170V169H213ZM217 170H219V169H217ZM217 170H215V172L217 171ZM258 170H260V169H258ZM25 171L23 172V170L21 169V166L19 167V171H18V173L20 174V176H24L26 173H25ZM55 170L53 169V171H51V172H54ZM59 171V170H58ZM201 171H202V173H201ZM226 171V170H225ZM10 172V171H9ZM27 172V171H26ZM39 171H37V173H38ZM44 172H42L43 173V175H45V176H47L46 174H44ZM70 172V171H69ZM88 172H90V171H88ZM192 172H194L193 174H191ZM215 172H213V175H214V173ZM18 173H15V174H17V175H19ZM25 173V174H24ZM41 173V172H40ZM39 173V174H40ZM42 173L40 174V176L42 175ZM55 173H56V171H55ZM74 173V172H73ZM121 175H120V174ZM145 173V174H144ZM150 174V176L152 175V177H149V174ZM158 173V172H157ZM180 173V174H179ZM219 173H221V171L219 172ZM21 174H24V175H21ZM31 173L29 172V175H30ZM35 174V173H34ZM49 174H50V170H49ZM48 174V175H49ZM62 174V173H61ZM65 174V173H64ZM141 174H144L143 176L141 175ZM162 174V173H161ZM160 174V175H161ZM164 174L162 175L163 177H164ZM208 174L207 175H204V177H202L203 179L204 178H208V177H205V176H208ZM26 175H28V174H26ZM37 174H35V176H36ZM50 175H52L53 176V174H50ZM48 176V177H50L51 178V176ZM176 175H178L177 177H176ZM224 175V174H223ZM233 175V174H232ZM32 176H33V174H32ZM89 176V175H88ZM91 176H93V173H91ZM145 176V177H144ZM165 176V177H166ZM210 176V175H209ZM34 177V176H33ZM48 177L45 179V181L48 179ZM71 177V176H70ZM84 177V176H83ZM94 177H95V175H94ZM163 177H161L162 179H165V178H163ZM196 177H194L195 179H196ZM259 177V176H258ZM23 178V177H22ZM78 178V177H77ZM82 178V177H81ZM166 178V179H167ZM182 178V179H183ZM188 178V179H187ZM211 178V177H210ZM33 179V178H32ZM34 179H35V177H34ZM165 179V182L166 181H168V180H166ZM174 179V181H176ZM180 180V181H182L183 182V180ZM216 179V178H215ZM221 179H222V177H221ZM239 179V178H238ZM254 179V178H253ZM36 180H38L37 178H36ZM40 180L41 179H39L38 181L40 182ZM49 180V179H48ZM60 180V179H59ZM78 180H80V179H78ZM84 180V179H83ZM142 181V182H140V181ZM160 180V179H159ZM185 180H184V183H182V185H185ZM202 180V179H201ZM200 180V181H201ZM208 180H210L209 178H208ZM69 181V180H68ZM72 181V180H71ZM87 181V180H86ZM85 181V182H86ZM94 181V180H93ZM155 181V180H154ZM179 181V180H178ZM236 181V180H235ZM261 181V180H260ZM10 182V181H9ZM25 182V181H24ZM41 182L45 185L46 183H44V181L43 180H41ZM40 182V183H41ZM53 182V181H52ZM55 182V181H54ZM88 182V181H87ZM86 182V183H87ZM169 182H171V181H169ZM168 182V183H169ZM209 182V181H208ZM12 183V182H11ZM58 183V182H57ZM57 183H56V185H57ZM74 183H76V182H74ZM90 183H92V182H90ZM172 183H174L173 182V180H172ZM178 184L180 183V182H177ZM176 182H175V184H177ZM199 183V184H198ZM206 183V182H205ZM222 183V182H221ZM235 183V182H234ZM241 183V182H240ZM260 183V182H259ZM59 184V183H58ZM64 184H67L66 186H67V189H66V187H63L61 190L62 191H64V190H67L68 192H69V189L71 190V191H73L72 190V188L74 187V186H72V184L70 183L69 185H68V183H65L64 182ZM80 184V183H79ZM89 184V183H88ZM88 184H85L86 186L88 185ZM161 183H159V185H160ZM163 184V183H162ZM177 184V185H178ZM187 184V183H186ZM188 184L187 185H185L184 187L182 186V187H177V186H175V187H177V188H185V187H187L188 186ZM198 185L199 187H196L195 185ZM204 184V183H203ZM55 185V186H56ZM84 185V186H85ZM164 185H167V182H166V184L164 183L163 184V186ZM208 185V184H207ZM7 186V185H6ZM59 187H61L60 185H58ZM84 186H83V188H84ZM90 186V185H89ZM88 186V187H89ZM119 186H123L122 188L123 189H120L119 188ZM167 186H169V185H167ZM173 186V185H172ZM192 186H190L189 188H191V190H192ZM240 186V185H239ZM251 186V185H250ZM99 187V186H98ZM170 187H171V184H170ZM49 188V187H48ZM56 188V187H55ZM75 188V190H76V195H78L79 193H82V191H81V185H80V187H79V185H76V187H74ZM103 188V187H102ZM157 188V189H156ZM172 188H174V186L172 187ZM171 188V189H172ZM177 188H174V189H177ZM32 189V188H31ZM52 189H54L53 187H52ZM100 189V188H99ZM161 189V188H160ZM171 189H169V190H171ZM181 189V190H182ZM243 189V188H242ZM241 189V190H242ZM252 189V188H251ZM85 190V189H84ZM168 190V191H169ZM189 190V189H188ZM198 190H200V189H198ZM203 190V189H202ZM240 190V191H241ZM262 190V189H261ZM19 191V190H18ZM162 191L163 190H161L160 192L161 193H159V195L161 194H163L162 193ZM167 191V190H166ZM174 191V190H173ZM185 191V190H184ZM248 191H249V189H248ZM59 192V191H58ZM61 192V191H60ZM66 191H64V193H65ZM68 192H66L68 195H71V194H69ZM110 192V191H109ZM197 192H199V191H197ZM201 192V191H200ZM199 192V193H200ZM211 192V191H210ZM250 192V191H249ZM6 193V192H5ZM8 193V192H7ZM45 193V192H44ZM63 192H61V194H62ZM95 193V192H94ZM166 193V192H165ZM263 193V192H262ZM58 194V193H57ZM202 194V193H201ZM261 194V193H260ZM3 195L5 196V194L3 193ZM41 195H42V193H41ZM40 195V196H41ZM46 195H47V193H46ZM59 195V194H58ZM57 195V196H58ZM248 195V194H247ZM8 196V195H7ZM15 196V195H14ZM19 196V195H18ZM60 196V195H59ZM72 196H73V194H72ZM75 196V195H74ZM86 196V195H85ZM105 196V195H104ZM174 196V195H173ZM176 196V195H175ZM175 196H174V198H175ZM249 196V195H248ZM251 196H252V194H251ZM250 196V197H251ZM78 197V196H77ZM202 197H203V195H202ZM215 197V196H214ZM0 198L2 199V197L0 196ZM40 198V197H39ZM52 198V197H51ZM79 198V197H78ZM96 198V197H95ZM173 198V199H174ZM0 199V200H1ZM3 199L6 201L8 198H6L5 199V197H3ZM15 199H16V197H15ZM44 199V198H43ZM53 199H56V198H54V196H53ZM57 199H60L59 201L57 200V201H55V200H50V201H55V202H53V203H50V207H51V204H53L52 205V207H54V208H52V210L53 211H51L50 210V207L48 208V207H46V208H48L49 210H45L44 211V218H45V220H46V222H47V226H48V228L50 227V226H54V230H55V234L57 235V239H59L60 241V243L58 242H56L59 246H60V250H59V253L61 252L62 253V256H63V258L64 257H69L70 256V254L72 253L71 252V250H73L74 249V246H73V244L71 243V241H70V239H69V232H70V230H68L67 228H66V224L67 223H65L66 222V220H65V218L66 217H68V214H67V211L69 210V209H67L66 210V207L67 206H65V203H66V201L67 200H69L70 202L72 201V200H70V198H66V197H63V196H61V198H57ZM82 199H83V201H85L86 199H85V197L84 196H82ZM165 199V198H164ZM204 199V198H203ZM11 200V199H10ZM16 200H18V198L16 199ZM172 200V199H171ZM175 200V199H174ZM68 201V202H69ZM75 201V200H74ZM98 201V200H97ZM166 201V200H165ZM165 201H163L162 203H165ZM176 201V200H175ZM192 201V200H191ZM190 201V202H191ZM217 201V200H216ZM1 202L3 203V200H1ZM7 202V201H6ZM11 202H14V203H16L15 201H11ZM18 202H19V200H18ZM87 202H88V200H87ZM91 202V201H90ZM167 202V201H166ZM197 202V201H196ZM207 202V201H206ZM1 203V204H2ZM5 203V202H4ZM3 203V204H4ZM89 203V202H88ZM106 206H105V209H109V201L107 200L106 201ZM238 203V202H237ZM258 203H260V202H258ZM6 204V206H5V209H3V207H1L2 208V210H4V211H6L7 212V203H5ZM13 204V203H12ZM68 205H69V203H67ZM85 204L86 205H88L86 202H85ZM91 204V203H90ZM104 204V203H103ZM113 204V205H114ZM167 204H168V202H167ZM190 205H191V203H189ZM15 205V204H14ZM84 205V204H83ZM99 205V204H98ZM163 205H164V207H163ZM209 206L211 205L210 203L208 204ZM222 205V204H221ZM263 205V204H262ZM1 206V205H0ZM35 206V205H34ZM89 206V205H88ZM91 206H97V205H91ZM90 206V207H91ZM168 206V205H167ZM166 206V208H167V210L169 209V207H167ZM200 206V205H199ZM239 206V205H238ZM254 206V205H253ZM26 207V206H25ZM69 207V206H68ZM67 207V208H68ZM83 207V206H82ZM98 207V206H97ZM97 207H94V208H90V210H92V209H94L93 210V212H95V210L97 211ZM129 207V208H128ZM264 207V206H263ZM41 208V207H40ZM39 208V209H40ZM165 208V209H166ZM241 208V207H240ZM262 208V207H261ZM75 209V208H74ZM85 209H88V207H85ZM84 209V210H85ZM104 209V210H105ZM145 209H147V211L145 210ZM171 209V208H170ZM257 209H259V208H257ZM2 210H0L1 212H3ZM25 210V209H24ZM41 210V209H40ZM83 210V211H84ZM99 210V209H98ZM103 210V211H104ZM141 210H142V208H141ZM252 210V209H251ZM43 211V210H42ZM41 211V212H42ZM100 211V210H99ZM135 211V210H134ZM155 211V212H156ZM160 211V210H159ZM166 211V210H165ZM165 211L163 210V212H164V214H163V216H165V214H167L168 213V211L169 212H171L170 210H168V211H166L167 213H165ZM80 212V211H79ZM85 212V211H84ZM93 212H91V213H93ZM106 213H108V211L106 210L105 211ZM104 212V213H105ZM124 211H122V213H123ZM130 212V210L128 211V212H126V216L128 217V214L127 213H129ZM132 212H133V210H132ZM144 212V213H145ZM162 212V213H163ZM197 212V211H196ZM206 212V211H205ZM3 213H5V212H3ZM43 213V212H42ZM97 212H95V214H96ZM143 213V214H144ZM152 213V212H151ZM161 213V212H160ZM264 213V212H263ZM7 214V213H6ZM37 214V213H36ZM121 214V213H120ZM125 214V213H124ZM131 214V213H130ZM157 214V215H158ZM0 215H1V213H0ZM39 215V214H38ZM43 215V214H42ZM78 215V214H77ZM151 215H153V213L151 214ZM160 215V214H159ZM173 216H174V218H175V215L174 214H172ZM261 215V214H260ZM4 216V215H3ZM7 216V215H6ZM82 216H84V215H82ZM120 216V215H119ZM125 216V215H124ZM125 216V217H126ZM143 216V215H142ZM145 216H147L146 214H145ZM144 216V217H145ZM148 216H150V215H148ZM162 216V217H163ZM166 216H168V214L166 215ZM173 216H171V217H173ZM198 216V215H197ZM204 215H202V217H203ZM5 217V216H4ZM3 217V218H4ZM40 217V216H39ZM115 217V216H114ZM124 217V218H125ZM130 217V216H129ZM129 217H128V219H129ZM143 217V218H144ZM160 217V216H159ZM161 217V218H162ZM169 218H170V215L168 216ZM1 218V217H0ZM2 218V219H3ZM80 218V217H79ZM92 218V217H91ZM123 218V219H124ZM164 218V217H163ZM162 218V219H163ZM169 218H167V220L169 219ZM263 218V217H262ZM4 219H6V217L4 218ZM27 219V218H26ZM25 219V220H26ZM31 219V218H30ZM67 219V218H66ZM85 219V218H84ZM106 219V218H105ZM114 219V218H113ZM131 219H133V218H131ZM146 219V218H145ZM149 219L150 218H148V220H146V222L147 221H149ZM162 219H160V220H162ZM204 219V218H203ZM1 220V219H0ZM35 220H37V218L35 219ZM81 220H82V218H81ZM125 220V219H124ZM123 220V221H124ZM126 220H127V218H126ZM152 220V219H151ZM155 220V222H157L156 220H158V219H154ZM164 221H161L162 223H161V226L162 227H164V226H166V225H164L165 223V218L163 219ZM217 220H218V218H217ZM256 220V219H255ZM136 221V220H135ZM139 221H140V219H139ZM138 221V222H139ZM175 221H177V220H175ZM213 221H214V219H213ZM68 222H69V220H68ZM81 222V221H80ZM85 222V221H84ZM87 222V221H86ZM122 222V221H121ZM127 222V221H126ZM125 222V223H126ZM144 223H143V225L144 224H146L145 223V221H143ZM154 222V223H155ZM169 223H170V221H168ZM117 223H118V221H117ZM120 223V222H119ZM125 223H124V226H125ZM148 223V222H147ZM160 223V222H159ZM159 223H157V225L156 226H158V225H160ZM164 223V224H163ZM174 222H172L171 224H173ZM182 223H183V221H182ZM211 223V222H210ZM257 223V222H256ZM264 223V222H263ZM0 224H1V221H0ZM22 224V223H21ZM103 224V223H102ZM106 224V223H105ZM167 224V226H170V225H168V223H166ZM177 224V223H176ZM175 224V225H176ZM246 224V223H245ZM122 225V224H121ZM164 225V226H163ZM217 225V224H216ZM39 226V225H38ZM109 226V225H108ZM123 226V227H124ZM148 226V225H147ZM174 226V225H173ZM25 227V226H24ZM44 227H46V226H44ZM68 227V226H67ZM81 227V226H80ZM119 227V226H118ZM122 227V226H121ZM120 227V228H121ZM122 227V228H123ZM149 227V226H148ZM161 227V229L160 230H162L163 228ZM170 227H172V226H170ZM174 227H176V226H174ZM185 227V226H184ZM213 227H214V225H213ZM0 228H2V230H3V227L1 226ZM43 228V227H42ZM47 228V229H48ZM159 228H160V226H159ZM167 228V227H166ZM169 228V227H168ZM167 228V229H168ZM191 228V227H190ZM257 228V227H256ZM44 229V228H43ZM50 229V228H49ZM86 229V228H85ZM92 229H94V228H92ZM146 229V228H145ZM144 229V230H145ZM167 229H165L166 230V232H167ZM170 229V228H169ZM168 229V231H170ZM172 229V228H171ZM173 229H175V228H173ZM188 229V228H187ZM33 230V229H32ZM36 230V229H35ZM119 230V229H118ZM181 230V229H180ZM243 230V229H242ZM22 231V230H21ZM156 231V230H155ZM154 231V232H155ZM162 231H164V229L162 230ZM162 231H160L159 233H161L162 234ZM178 231V230H177ZM95 232V231H94ZM120 232V231H119ZM157 232V231H156ZM174 232H176V231H174ZM173 232V230H172V233H174ZM1 233H2V231H1ZM3 233H5V235H6V232H3ZM21 233H23V232H21ZM86 233V232H85ZM159 233H158V235H159ZM171 232H167L166 234H170ZM193 233V232H192ZM17 234V233H16ZM15 234V235H16ZM175 234V233H174ZM53 235V234H52ZM144 235V234H143ZM142 235V236H143ZM152 235V234H151ZM155 235V234H154ZM157 235V236H158ZM165 236L166 238H168V237H170V235L167 237L166 235H165V232H164V234H162V236ZM172 235V234H171ZM182 235V234H181ZM6 236H8V235H6ZM13 236V235H12ZM17 236V235H16ZM118 236V235H117ZM133 236V235H132ZM140 236V235H139ZM163 236V237H164ZM175 237H176V235H174ZM173 236V237H174ZM263 236V235H262ZM36 237H38V236H36ZM72 237V236H71ZM144 237V236H143ZM164 237V238H165ZM172 237V236H171ZM264 237V236H263ZM13 238V237H12ZM11 238V239H12ZM120 238V237H119ZM137 238H138V236H137ZM157 238V237H156ZM14 239H16V237L14 238ZM131 239H132V237H131ZM130 239V240H131ZM163 239V238H162ZM169 240H170V238H168ZM172 240H174L173 238H171ZM194 239V238H193ZM28 240V239H27ZM72 240H73V238H72ZM142 240V239H141ZM153 240V239H152ZM156 240V239H155ZM172 240H171V242H168V243H172ZM176 240V239H175ZM74 241V240H73ZM164 241H165V239L162 241L163 243H164ZM166 241H168V240H166ZM15 242V241H14ZM130 242V241H129ZM128 242V243H129ZM175 242V241H174ZM174 242H173V244H172V248L171 249H173L172 250V253L170 254V255H172L173 254V252H175V255H178L179 253H177L176 254V252H179L178 251V246H180V245H177V244H174ZM179 242V241H178ZM177 242V243H178ZM10 243V242H9ZM127 243V244H128ZM146 243V242H145ZM152 243V242H151ZM123 244V243H122ZM136 244V243H135ZM144 244V243H143ZM142 244V245H143ZM179 244V243H178ZM10 245V244H9ZM129 245V244H128ZM131 246H132V243L130 244ZM137 245H138V243H137ZM164 245V244H163ZM173 245H177L176 246V248L175 249H177V250H175L174 251V247H173ZM127 246V245H126ZM139 246H140V244H139ZM146 246V245H145ZM170 246H171V244H170ZM57 247V246H56ZM123 247V246H122ZM125 247V246H124ZM130 247V246H129ZM133 247V246H132ZM183 247V246H182ZM181 247V248H182ZM9 248V247H8ZM17 248V247H16ZM19 248V247H18ZM24 248V247H23ZM76 248V247H75ZM140 248H142V246L140 247ZM140 248H139V250H140ZM149 247H147L146 249H148ZM158 248H159V246H158ZM22 249V248H21ZM27 249V248H26ZM126 249V250H125ZM130 249V248H129ZM132 249V248H131ZM143 249H145V248H143ZM142 249V250H143ZM166 249V248H165ZM24 250V249H23ZM76 250V249H75ZM122 250V249H121ZM121 250H120V254H122V252H121ZM123 250H125V251H123L124 253L123 254H126L127 253V251L129 252L130 250H128V248H123ZM138 250V251H139ZM150 250V249H149ZM149 250H147V252L149 251ZM160 250H161V248H160ZM77 251V250H76ZM135 251H137L136 249H135ZM143 251H145V250H143ZM151 251V250H150ZM149 251V252H150ZM171 251V250H170ZM188 251V250H187ZM78 252V251H77ZM132 252H134V251H132ZM131 252V253H132ZM146 252V251H145ZM75 253V252H74ZM74 253H72V254H74ZM131 253H129V254H126V255H122L121 257L122 258H120L121 259V261H120V259H117V258H119V257H117V258H115V260H119V261H117L118 262V264H140L139 263V261L141 260H139L138 262H137V259L138 258H140V257H136V256H131L132 254ZM136 253V252H135ZM154 253V252H153ZM8 254V253H7ZM30 254V253H29ZM76 254V253H75ZM74 254V255H75ZM137 254H138V252H137ZM143 254H147V253H143ZM149 254V253H148ZM183 254V253H182ZM10 255V254H9ZM136 255V254H135ZM169 255V256H170ZM25 256V255H24ZM77 256V255H76ZM118 256V255H117ZM138 256V255H137ZM167 256H168V254H167ZM181 256V255H180ZM5 257V256H4ZM61 257V256H60ZM73 257V255L72 256H70V258H72ZM134 257V258H133ZM172 257L173 256H171V258H170V260L172 261ZM176 257V256H175ZM178 257V256H177ZM177 257H176V259H177ZM70 258H67V259H65V261H70L71 259ZM75 258V257H74ZM137 258V259H136ZM148 258V257H147ZM36 259V258H35ZM60 259V258H59ZM62 259V258H61ZM70 259V260H69ZM73 259V258H72ZM180 259V258H179ZM178 259V260H179ZM185 259V258H184ZM75 260V259H74ZM73 260V261H74ZM261 260H264V259H261ZM40 261V260H39ZM64 261V260H63ZM175 261V260H174ZM12 262V261H11ZM38 262V261H37ZM140 262H142V261H140ZM36 263V262H35ZM65 263V262H64ZM70 263V262H69ZM72 263V262H71ZM173 263V262H172ZM175 263V262H174ZM13 264V263H12ZM37 264V263H36ZM178 264V263H177Z\"/></svg>",
    "mask_w": 264,
    "mask_h": 264
}]
</instances>
